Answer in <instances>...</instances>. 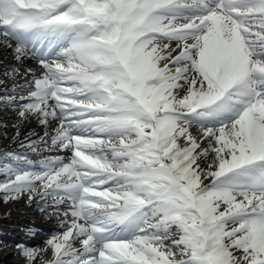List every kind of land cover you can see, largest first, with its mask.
I'll list each match as a JSON object with an SVG mask.
<instances>
[{
    "label": "snow or ice",
    "instance_id": "obj_1",
    "mask_svg": "<svg viewBox=\"0 0 264 264\" xmlns=\"http://www.w3.org/2000/svg\"><path fill=\"white\" fill-rule=\"evenodd\" d=\"M0 48L42 69L3 73L12 140L46 129L0 200L62 216L25 264H264V0H0Z\"/></svg>",
    "mask_w": 264,
    "mask_h": 264
},
{
    "label": "bare ground",
    "instance_id": "obj_2",
    "mask_svg": "<svg viewBox=\"0 0 264 264\" xmlns=\"http://www.w3.org/2000/svg\"><path fill=\"white\" fill-rule=\"evenodd\" d=\"M9 66L20 67L21 73L27 68L36 69L37 75L42 71L35 58L17 64L10 49L0 48V80H4V83L0 84V96L4 95V88H10L14 83L12 79L5 77L3 74ZM27 78L31 79V76L29 75ZM16 80L23 83L20 76H17ZM17 119V113L11 108L0 107V123L8 125L6 129L7 138L2 135L5 129L0 127V151H25V149L20 147V141L24 140L25 143H28L25 137L29 133H35L30 139L37 141L44 135L45 127L37 123L35 119H30L19 126L20 136L14 142L12 137L15 135L16 128H13L12 124ZM54 127H56L55 123L47 129L50 134ZM69 155L70 153L67 150L45 148L39 154H31V158L40 160L44 157L61 156L67 159ZM65 209L66 205H61L59 212L62 214ZM61 218L62 216H59L52 208L46 207V210L41 211L37 201L29 203L26 197L8 203L0 200V264H25V261L18 254L16 246L20 244L43 247L44 242L52 234L62 231L60 226ZM46 258L52 259L51 251L47 253Z\"/></svg>",
    "mask_w": 264,
    "mask_h": 264
}]
</instances>
